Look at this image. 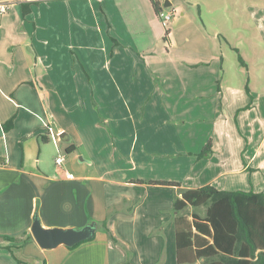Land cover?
Segmentation results:
<instances>
[{
	"label": "crops",
	"instance_id": "0c3cea01",
	"mask_svg": "<svg viewBox=\"0 0 264 264\" xmlns=\"http://www.w3.org/2000/svg\"><path fill=\"white\" fill-rule=\"evenodd\" d=\"M158 1L177 11L166 29L151 0H15L0 14V235L14 238H0V264H178L177 189L147 180L264 192V6ZM230 54L244 62L234 81ZM251 62L260 76L244 82ZM35 214L45 227H99L45 249Z\"/></svg>",
	"mask_w": 264,
	"mask_h": 264
},
{
	"label": "trees",
	"instance_id": "16d2710c",
	"mask_svg": "<svg viewBox=\"0 0 264 264\" xmlns=\"http://www.w3.org/2000/svg\"><path fill=\"white\" fill-rule=\"evenodd\" d=\"M151 2L157 12L161 7L160 2ZM22 10L23 13L29 11L26 3L22 4ZM238 58L243 64L242 58ZM66 149L71 151L73 147ZM210 153L211 141H208L196 156H208ZM146 182L177 189L173 210L178 264L182 263V253L187 255L184 263L189 264L198 260L200 264H264V192L217 190L210 185L185 189L180 187L178 181ZM201 206L205 207L203 216L195 210ZM109 214L110 211L107 216ZM100 228L114 245L126 252L128 258L129 250L109 228L107 219L102 220ZM0 238L14 239L7 235H0ZM90 239L81 240L69 247H76Z\"/></svg>",
	"mask_w": 264,
	"mask_h": 264
},
{
	"label": "water",
	"instance_id": "95a60500",
	"mask_svg": "<svg viewBox=\"0 0 264 264\" xmlns=\"http://www.w3.org/2000/svg\"><path fill=\"white\" fill-rule=\"evenodd\" d=\"M169 4L170 2L165 0L164 5ZM97 228L98 225L95 221L87 222V224L78 228L45 227L38 215L35 214L31 225V234L40 247L50 249L60 244L72 246L81 240L90 239L94 236Z\"/></svg>",
	"mask_w": 264,
	"mask_h": 264
},
{
	"label": "rangeland",
	"instance_id": "374dc122",
	"mask_svg": "<svg viewBox=\"0 0 264 264\" xmlns=\"http://www.w3.org/2000/svg\"><path fill=\"white\" fill-rule=\"evenodd\" d=\"M15 0H10V2H14ZM255 3L257 4V5H263L264 6V0H255ZM238 17H240V19H241V22H242V15L241 14H238L237 15ZM231 22H233L234 24H236V22H235V20H233V21H231ZM239 28H240V30L242 31L243 30V28H242V23H240V25H239ZM235 43V42H234ZM237 56H238V54H237ZM232 64H234V67H232ZM238 64H240V61H239V58L238 57H234V55L233 54H230V56H229V58H228V60H225V68H226V70H228V71H230L229 72V79H230V81H234V78H236V72H231V69L232 68H239V65ZM255 67V68H253L252 70H250V71H248L246 68H245V70H244V72H243V77H244V82L246 81V79H247V77H249V74H251V76H255V78H256V76H260V69L255 65V64H253V62H251V67ZM233 75V76H232ZM239 76V75H238ZM237 76V77H238ZM96 96L98 97V98H100V96H101V93H96ZM97 109V110H96ZM95 110H96V117H97V121H98V123H100L101 124V126L103 127V128H105V129H102V127L101 126H99V129L98 128H95L94 130L96 131L95 132V134H96V136L98 137L99 136V134H100V132H102V130H105L106 132H107V134H108V131H109V128H107V124H106V122L104 121V119H103V116L105 115V110L104 109H102V110H100L99 109V107H96L95 108ZM99 124V125H100ZM98 125V124H97ZM89 126H91V125H89ZM88 126V127H89ZM102 129V130H101ZM101 130V131H100ZM108 130V131H107ZM117 131V130H116ZM88 133H91L90 131H89V128H88V131H87ZM122 132H126V131H124V127L122 128ZM98 145H99V143H101L100 142V140H97V142H96ZM113 143H115V145L116 146H118L120 149L122 148L121 147V143L118 141V142H115V140L113 141ZM100 146V145H99ZM104 149V148H103ZM102 149V150H103ZM97 151H98V149H96ZM64 152V151H63ZM62 154V153H61ZM64 154V153H63ZM60 157H62L63 158V156L62 155H60ZM197 157V156H196ZM197 158H199V157H197ZM195 210H197L199 213H201V214H204V211H205V207H201V208H196ZM118 238V237H117Z\"/></svg>",
	"mask_w": 264,
	"mask_h": 264
},
{
	"label": "built area",
	"instance_id": "2783aa9c",
	"mask_svg": "<svg viewBox=\"0 0 264 264\" xmlns=\"http://www.w3.org/2000/svg\"><path fill=\"white\" fill-rule=\"evenodd\" d=\"M10 0H0V14H3L7 12L9 5H10ZM177 11L175 9H167L164 7H160V9L156 12V15L163 26L164 29H166L171 21L175 18ZM53 136V134H52ZM55 162L60 165L62 163V157H57L55 159ZM66 178H70L71 174L66 171Z\"/></svg>",
	"mask_w": 264,
	"mask_h": 264
}]
</instances>
